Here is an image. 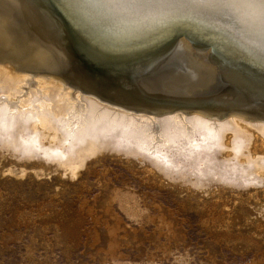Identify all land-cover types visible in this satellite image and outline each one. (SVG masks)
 <instances>
[{
  "label": "bare ground",
  "instance_id": "obj_1",
  "mask_svg": "<svg viewBox=\"0 0 264 264\" xmlns=\"http://www.w3.org/2000/svg\"><path fill=\"white\" fill-rule=\"evenodd\" d=\"M0 138L6 152L38 160V176L60 168L75 178L90 158L118 148L165 157L174 173L162 152L175 146L192 159V185L264 182L260 6L0 0Z\"/></svg>",
  "mask_w": 264,
  "mask_h": 264
},
{
  "label": "rangeland",
  "instance_id": "obj_2",
  "mask_svg": "<svg viewBox=\"0 0 264 264\" xmlns=\"http://www.w3.org/2000/svg\"><path fill=\"white\" fill-rule=\"evenodd\" d=\"M3 150L0 264H264V182L255 175L192 185L188 152L167 146L174 173L165 157L118 148L75 178L60 168L38 176V160Z\"/></svg>",
  "mask_w": 264,
  "mask_h": 264
},
{
  "label": "water",
  "instance_id": "obj_3",
  "mask_svg": "<svg viewBox=\"0 0 264 264\" xmlns=\"http://www.w3.org/2000/svg\"><path fill=\"white\" fill-rule=\"evenodd\" d=\"M181 37H183V35H181L180 37H178L177 39H179V38H181ZM234 89V91H237L236 90V88H233ZM223 93H225V91L224 90H221L219 93H215L214 95L215 96H217V95H221V94H223ZM231 94L232 95H236V93H234V92H231ZM107 98V97H106ZM169 98L171 99V100H175V101H180L181 103H184V102H186V101H190V100H198V101H200V100H203L204 98H201V97H199V98H196V99H194V98H191V99H189L188 97H175V96H169ZM228 98V100H230V101H234L235 100V97H227ZM107 99H109V100H112V99H110V98H107ZM209 99H211V98H209ZM205 100H207V99H205ZM112 101H114V100H112ZM116 102V101H115ZM117 103H119V102H117ZM178 104V105H182V104ZM211 109H214V108H211Z\"/></svg>",
  "mask_w": 264,
  "mask_h": 264
},
{
  "label": "snow or ice",
  "instance_id": "obj_4",
  "mask_svg": "<svg viewBox=\"0 0 264 264\" xmlns=\"http://www.w3.org/2000/svg\"><path fill=\"white\" fill-rule=\"evenodd\" d=\"M247 3L258 4L261 9V14L264 16V0H246Z\"/></svg>",
  "mask_w": 264,
  "mask_h": 264
}]
</instances>
